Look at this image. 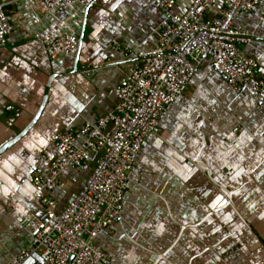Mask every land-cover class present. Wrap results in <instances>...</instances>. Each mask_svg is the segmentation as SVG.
Returning <instances> with one entry per match:
<instances>
[{
  "label": "crops",
  "instance_id": "1",
  "mask_svg": "<svg viewBox=\"0 0 264 264\" xmlns=\"http://www.w3.org/2000/svg\"><path fill=\"white\" fill-rule=\"evenodd\" d=\"M0 3L14 26L0 49V264H8L31 241L25 218L44 216L42 198L62 211L93 169H67L59 189L41 191L32 176L45 153L56 158L47 147L116 108L110 91L153 47L163 13L151 0H97L83 14L77 52L55 61L47 41L69 11L46 23L35 20L34 0ZM234 27L264 71V0ZM96 244L115 264H264V105L205 62L147 140L122 217Z\"/></svg>",
  "mask_w": 264,
  "mask_h": 264
},
{
  "label": "built area",
  "instance_id": "2",
  "mask_svg": "<svg viewBox=\"0 0 264 264\" xmlns=\"http://www.w3.org/2000/svg\"><path fill=\"white\" fill-rule=\"evenodd\" d=\"M97 0H34L39 19L54 23L59 12L68 18L47 41L53 60L73 56L80 43L83 14ZM163 13L153 47L139 57L141 63L125 82L110 91L116 108L78 130L63 132L42 156V167L33 172V183L48 193L59 189L67 169L76 173L93 165L80 191L59 212V201L44 196L42 218L23 222L30 243L8 264H115L116 258L96 244L122 217L131 187V175L147 140L175 102L183 97L197 70L210 62L236 93L245 92L264 105V71L241 46L250 43L234 24L243 14H259L262 0H151ZM14 31L5 4L0 3V49ZM127 46L123 52L133 56ZM47 167V168H45ZM37 264V263H31Z\"/></svg>",
  "mask_w": 264,
  "mask_h": 264
}]
</instances>
